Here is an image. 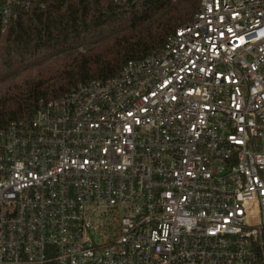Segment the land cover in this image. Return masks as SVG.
Returning <instances> with one entry per match:
<instances>
[{"label": "built area", "instance_id": "obj_1", "mask_svg": "<svg viewBox=\"0 0 264 264\" xmlns=\"http://www.w3.org/2000/svg\"><path fill=\"white\" fill-rule=\"evenodd\" d=\"M0 264H264V0L0 128Z\"/></svg>", "mask_w": 264, "mask_h": 264}, {"label": "trees", "instance_id": "obj_2", "mask_svg": "<svg viewBox=\"0 0 264 264\" xmlns=\"http://www.w3.org/2000/svg\"><path fill=\"white\" fill-rule=\"evenodd\" d=\"M30 1L6 29L0 16V128L160 52L202 0Z\"/></svg>", "mask_w": 264, "mask_h": 264}]
</instances>
